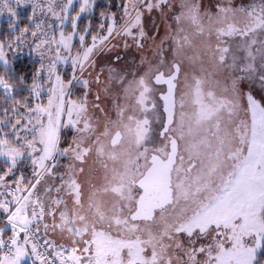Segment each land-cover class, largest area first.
I'll list each match as a JSON object with an SVG mask.
<instances>
[{
    "label": "snow or ice",
    "instance_id": "obj_1",
    "mask_svg": "<svg viewBox=\"0 0 264 264\" xmlns=\"http://www.w3.org/2000/svg\"><path fill=\"white\" fill-rule=\"evenodd\" d=\"M96 3L0 0V264H264V103L242 88L264 91V0H180L162 36L150 17L172 0H123L80 28ZM23 48L40 61L30 83L8 55Z\"/></svg>",
    "mask_w": 264,
    "mask_h": 264
},
{
    "label": "rangeland",
    "instance_id": "obj_2",
    "mask_svg": "<svg viewBox=\"0 0 264 264\" xmlns=\"http://www.w3.org/2000/svg\"><path fill=\"white\" fill-rule=\"evenodd\" d=\"M120 2V3H119ZM123 0H111L109 4V0H97L95 10L91 17H86L84 15L81 16V19L79 21V26L80 28H83L86 24L88 19H91L92 22V29L95 30L97 25L100 22V16L99 13L100 11H106V10H111L112 12L116 13L117 15L120 14L121 12V4ZM218 0H203V7L204 8H213L214 5H216ZM252 0H235V3L237 5H245L247 6L249 3H251ZM119 3V4H118ZM104 5V7H102ZM108 5V6H107ZM76 7V5H74ZM100 7V8H98ZM180 11V0H172V6L167 9V20L164 16H161L159 12H153L150 17V24L155 23L160 26V29H164V26L167 23L171 22V17L175 14H178ZM31 14V6H24L17 8V16H19V24L18 27H25L29 26V20L28 17ZM11 17L9 14L5 11L2 16H0V40H11L13 39V33L9 28V20ZM163 31V30H162ZM162 31H160L159 35L162 36ZM164 33V32H163ZM114 43H118L117 41H114ZM119 52V55L121 53H124V56L122 57V62L126 63L127 66L131 67L134 63L138 62L140 59V53L137 52L134 48L125 50L123 47H119L117 49ZM136 51V52H135ZM9 59L13 62V67L15 68L16 65L19 67H23L25 69L26 74L31 72L34 73L35 70L39 67V57L35 56L34 53H30V50L27 48H23L20 51L16 52L15 54L12 51H9ZM116 55V52L109 53L107 56L101 55L98 60L97 64L98 66H103V64L107 61L109 56L114 57ZM2 68H0L1 70ZM2 71V70H1ZM2 73V72H0ZM242 88L247 91H252L253 94L256 96L257 99H260L262 103H264V91H262L259 87V85H249L248 83H244L242 85ZM183 89V85H181V90ZM94 92L95 89H93V93L89 94V100H94ZM99 103H101L102 107L105 108V111L108 113V115L113 116L114 118V113L111 111L112 108V99L111 98H105L102 99ZM157 111L160 113L161 118L163 120L164 113L162 110V103L161 101L157 98ZM95 115L100 118L101 123H103L104 116L101 115L99 111L95 112ZM241 118H245L244 114L241 113ZM155 131L153 133L154 136V141L157 145L161 143V138L158 136V132L161 130V124L160 123H155L153 125ZM75 135L74 132H71L69 129H65L62 133V136L64 138V142H70L72 137ZM70 137V138H69ZM94 159V158H93ZM0 163H4L2 160H0ZM61 164H67L66 159L61 160ZM24 163L22 162L23 166ZM21 166H19V171L21 170ZM89 167L92 168V179L93 183L96 184H101L103 182L102 177L104 174V170L101 167V165L96 162L93 163V161H90ZM3 166H0V169H2ZM24 170L22 171L26 177L30 178L31 177V167L30 166H23ZM89 175L88 171L86 170L84 177H81V179H84ZM3 216L0 215V226H3ZM50 238L57 240L58 243H65L66 241L62 240L61 237L58 234H52L49 233Z\"/></svg>",
    "mask_w": 264,
    "mask_h": 264
},
{
    "label": "trees",
    "instance_id": "obj_3",
    "mask_svg": "<svg viewBox=\"0 0 264 264\" xmlns=\"http://www.w3.org/2000/svg\"><path fill=\"white\" fill-rule=\"evenodd\" d=\"M102 7H104V5ZM98 8H100V7H98ZM161 31H162V35H163L164 29H161ZM14 69H15L14 75H16V76H24L25 79H26V83H30L31 82V74H32L31 72L26 74L25 69L23 67H19L18 65H16V67ZM1 70H0V72H2ZM19 92H20V95L17 96V99H20V98H22V96H27L29 94L28 91H27V88H25V87H21L19 89ZM3 164L4 163H0V166L1 165L3 166ZM23 166H25V165H23ZM23 166H21V170L22 171L24 170Z\"/></svg>",
    "mask_w": 264,
    "mask_h": 264
},
{
    "label": "flooded vegetation",
    "instance_id": "obj_4",
    "mask_svg": "<svg viewBox=\"0 0 264 264\" xmlns=\"http://www.w3.org/2000/svg\"><path fill=\"white\" fill-rule=\"evenodd\" d=\"M135 52H136V51H135ZM120 56L123 57V56H124V53H121ZM161 103L163 104V101H161ZM162 110H163V109H162ZM165 115H166V114H164V116H165Z\"/></svg>",
    "mask_w": 264,
    "mask_h": 264
},
{
    "label": "crops",
    "instance_id": "obj_5",
    "mask_svg": "<svg viewBox=\"0 0 264 264\" xmlns=\"http://www.w3.org/2000/svg\"><path fill=\"white\" fill-rule=\"evenodd\" d=\"M3 218V217H2Z\"/></svg>",
    "mask_w": 264,
    "mask_h": 264
}]
</instances>
